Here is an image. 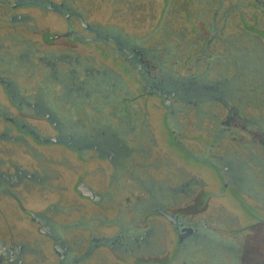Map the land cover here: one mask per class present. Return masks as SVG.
I'll list each match as a JSON object with an SVG mask.
<instances>
[{
    "label": "rangeland",
    "instance_id": "1",
    "mask_svg": "<svg viewBox=\"0 0 264 264\" xmlns=\"http://www.w3.org/2000/svg\"><path fill=\"white\" fill-rule=\"evenodd\" d=\"M53 1L57 3L66 2L69 6L80 11L90 24L126 36L133 40L137 47L156 50L157 53H153L152 58L143 60L146 65H155L154 69L143 68L149 77L170 76L173 81H176L196 77L197 74L200 76L205 74L213 82L229 80L237 83L240 85L238 97H232V104L243 108L246 117L252 122L264 125V87L262 86L264 82V9L255 0ZM220 5L221 9L217 12L216 10L220 8ZM3 9L2 4H0V46L1 40L5 39V44L10 50L11 66L13 71L17 73L13 79L22 87L34 90L38 84L47 82L41 68L39 69L37 66L38 63L36 64L33 59H31L33 65L27 58L24 59L23 66L19 67L20 62H16L17 57L20 49L25 47L26 50L27 48L39 49L43 55L47 52H54L58 56H66V60L80 62L81 66L77 68L79 72L82 68L88 67L93 72V76L96 77L90 81L92 93L87 101L88 110L90 113L98 114L100 118H111L114 112L113 106L108 104L110 100L104 96L107 93L113 94L111 84L116 83L118 86L116 88L120 90V93L121 90H124L137 96L140 94L141 72L133 68L125 60L126 57L118 51L102 48L96 43L62 40L52 44L49 36L65 32L68 26L67 21L62 16L30 6L17 10L18 13L26 16V20L14 24L10 21L12 13L8 15ZM236 11L245 16L251 29L244 27L239 17L240 14ZM76 26L78 28L79 24ZM213 26H215V37L211 41L206 56L201 57L200 50H202L204 43L210 39ZM144 55L146 56V54ZM240 56H247L248 68H243L246 62L234 61ZM211 59L212 64L210 66L207 61ZM64 64L68 66L66 62L60 63L62 66ZM72 64L75 65V63ZM104 70L111 77L114 76L117 82L109 80V83L104 84V87L99 85L101 77L98 71ZM114 96L118 97V94ZM1 103L9 104L10 102L0 95ZM173 104L179 109H176L175 113L168 117L170 112L158 96L139 97L133 107V119L130 120V123L133 127L136 126L137 122L143 123V125L122 134L124 143L128 149L133 150L132 154L137 159L138 171L142 169L143 160L148 162L150 169L154 171L153 177L148 180L155 186L164 180L160 174L161 170L169 173L176 172L184 182L195 180L204 183V187L195 183L190 187L194 188V193L188 191L187 194H182L176 200L177 202L171 200L169 205L177 207L178 212L186 221L206 219L210 226L217 227L218 231L215 233L219 243L229 247L234 243L237 245L234 233L226 231L249 225L252 217L240 205V199H237L231 190H222L218 175L213 168L206 163L189 158L187 154L185 155L176 148L170 132L173 131L177 136V141L184 143L193 154L206 159H210L211 155L215 154L236 161L246 160L242 150L247 145L260 158L262 149L260 146H254L257 143L252 140L249 143L239 141L235 143L230 137L221 139L219 146L213 148L212 132L214 128L203 123V120L196 123L194 111L186 110L184 104L175 100ZM214 108H216L215 105L205 107V111L211 113L209 115L211 120L220 115ZM12 109L16 112L14 108ZM69 111L70 109H68L67 114ZM74 118L77 119L78 117L74 116ZM32 122L38 125L43 133H53V130L45 122L36 120ZM106 122L114 125L120 124L118 119ZM133 127L130 126L129 128ZM167 127L170 129L168 130ZM244 140L246 139L244 138ZM30 146V149L21 150L15 144H7L9 155L13 160H19L29 165L34 164L40 169L49 159L56 160L57 164L51 166V170L55 171V180L51 189L58 194L54 197L49 196V194L46 196L51 199L53 204L57 205V208L65 210L82 208V201L78 199L75 192L77 179L80 176H86V170L96 172L103 170L105 167L101 165L102 163H89L63 147H45L34 143L32 140H30ZM34 155L36 156L34 157ZM250 174L256 183L252 197L248 196V193L242 192L241 197L243 196L242 198H245L252 207L259 205L261 207H258L259 210L263 209L262 213H264V173L261 172L260 174L259 172L257 175L250 171ZM174 175L170 174L169 176L171 183L175 181ZM140 177L139 179L147 180L143 174H140ZM88 180L99 190L106 191L109 188L108 180L100 172L89 176ZM130 182H132V175L126 174V177H123L115 186V192L118 193L116 195L117 200L122 199L124 202V198L131 193L135 194V191L129 187ZM34 185L37 187L35 192L28 191L32 192L29 202L30 205L39 206L45 200L44 192L40 190L45 184H33L32 187ZM142 192L138 188V196ZM3 212L13 214L14 209L11 206H5ZM109 216L113 218L111 213ZM65 219L64 217L59 219L61 220L59 226L65 240H70L74 249V257H76L84 246L89 228L81 225L70 227L75 220L82 219L81 215L74 220L64 222ZM8 223L11 226L14 225L15 234H19L24 243L35 238L32 226L27 223L14 222L12 218L7 221L1 217L0 237L6 236ZM153 223V247L147 252H138L136 261H133L129 254H117V252L103 250L98 253L100 257L96 260L99 259L100 261L97 264H168L167 257L163 255L166 248V233L163 232L164 222L162 218L155 217ZM137 225L139 226L138 229H145L148 226L147 223L140 221ZM219 225L221 228L218 227ZM103 230L107 231V228ZM103 230L101 229V231ZM263 231V226L258 224L252 231H245L241 237L244 255L250 256V253L252 254L259 249V246H262ZM211 247L210 244L194 245L180 254L179 260L174 264H230L233 258L231 252L223 248L214 250ZM37 250L39 251V248ZM41 251L43 257H47L46 262L39 257V261L33 259L32 262L34 263L32 264H57L49 249L44 248ZM85 263L86 261L79 264Z\"/></svg>",
    "mask_w": 264,
    "mask_h": 264
},
{
    "label": "flooded vegetation",
    "instance_id": "2",
    "mask_svg": "<svg viewBox=\"0 0 264 264\" xmlns=\"http://www.w3.org/2000/svg\"><path fill=\"white\" fill-rule=\"evenodd\" d=\"M40 1L57 3L53 0H0V4L6 14L12 13L10 21L15 24L26 20L24 14L17 12L21 8L31 6L47 13H55L39 7L37 3ZM255 1L264 9L263 0ZM57 4L62 5V13L55 14L62 16L68 26L65 32L49 36L50 42L56 44L59 41L67 40L96 43L102 48L118 51L126 57L125 60L133 68L141 72L140 94L137 96L124 90H121L120 93V90L116 88L117 84H111L113 86L112 93L118 94V97L110 93L104 96L110 100L108 104L113 106L114 112L111 118H100L98 114L90 113L88 110L87 101L92 93L90 81L96 79L88 67L82 68L79 72L77 68L81 66L80 62L66 60V56H58L54 52H47L43 55L39 49L27 48L26 50L25 47H22L16 61L20 62L19 67L23 66L22 64L27 58L33 65L31 61L33 59L36 64L38 63L37 66L39 69L41 68L46 77L45 81H47L38 84L34 90H30L22 87L13 79L17 73L13 71L12 61L9 60L10 50L5 44V39L1 40L0 95L7 98L10 103L0 104V217L7 221L12 218L14 222L27 223L32 226L35 238L24 243L21 236L15 234L14 225L11 226L8 223L6 236L0 237V264H32L34 263L32 260L38 262L39 257L46 262L47 257H43L41 251L44 248L51 251L57 264H79L85 261V264H97L100 261L96 260L100 257L98 253L103 250L117 252V254H129L133 261H136L138 252H147L153 247V219L155 217L162 218L164 222L163 232L166 233V248L163 255L167 257L168 264H174L179 260L180 254L199 244H210L214 250L222 248L228 250L233 254L230 264H264V241L257 251L250 253V256L244 255L241 243V237L245 231H252L256 224L262 225L264 228L263 209L259 210V205L252 207L245 198H242L243 196L241 197V192L248 193V196L252 197L253 188L256 186L250 171L257 175L259 172L260 174L264 173V125L252 122L246 117L243 108L232 104V97H238L240 85L224 80L218 81L219 84L215 86L213 85L215 83L210 84L213 81L205 74L203 76L197 74L196 77L176 81H173L170 76L149 77L144 69H154L155 65H146L143 60L152 58L153 53H157L156 50L137 47L134 41L126 36L90 24L80 11L69 6L66 2ZM80 17L92 27V32L84 27ZM76 24H79L78 28ZM214 30L215 26L211 28L210 39L204 43L200 50L201 57L206 56L209 51L211 41L215 37ZM234 61L246 62L243 68H248L247 56L237 57ZM61 62H66L68 66L60 65ZM207 62L211 66L212 59ZM125 69L128 70L126 67ZM98 74L101 77L99 85L103 87L104 84L109 83V80L117 82L116 78L111 77L106 70L98 71ZM262 86L264 87V82ZM188 93L192 94L194 98L212 97L213 100L220 103V105L211 104L216 106L214 109L218 111L217 114H220L213 120L209 117V122L213 123L203 121L214 128L212 132L213 148L219 146L221 139L230 137L235 143L238 141L249 143L252 140L257 143L254 146H260L262 149L260 158L247 145L242 150L246 160L236 161L215 154H212L210 159H206L193 154L184 143L177 141V136L173 131L170 132L176 148L185 155L187 154L189 158L206 163L213 168L218 175L222 190H231L234 196L240 199V205L252 217L249 225L226 231L234 233L237 239V245L234 243L231 247L218 242L215 233L218 228L210 226L206 219L186 221L178 212L177 207L169 205L171 200L177 202L176 200L182 194H187L188 191L194 193V188L190 187L195 183L200 187H204L205 184L195 180L184 182L176 172L169 173L161 170L160 174L164 180L155 186L148 180L153 177L154 173L148 162L143 160L142 169L138 171L137 159L132 154L133 150L126 147L122 137V134L128 130H135L137 126L143 125V123L137 122L133 127L130 123V120L133 119V107L139 97L158 96L166 105L170 112L168 117H170L176 109H179L174 106L173 101L181 99L183 94ZM119 104L120 106H118ZM195 105L200 116L207 117L211 114L205 111V107L211 105L198 106L196 103ZM65 108L67 111L70 109L68 114L64 110ZM74 116L78 118L75 119ZM116 119L120 124L114 125L106 122L116 121ZM33 120L45 122L53 130V133H43L38 125L32 122ZM130 126L133 128H129ZM33 133L43 138H57L58 142L55 144L42 143L35 138ZM30 140L45 147L66 148L89 163H102L101 165L105 167L103 170L97 172L83 170L86 176H80L77 179L75 192L78 199L82 201V208H70V210L57 208V205L53 204L51 199L46 196L49 194L54 197L58 194L51 189L55 180V171L51 170V166L57 164L56 160L49 159L40 169L34 164L29 165L19 160H13L9 155L7 144H15L19 149L25 150V148L30 149ZM84 155H87L88 158ZM47 163L50 164L47 165ZM98 172L108 180L109 188H106V191L99 190L88 180L89 176ZM126 174L132 175L129 187L135 191V194L131 193L122 202V199H116L118 193L115 192V186L123 177H126ZM140 174L145 175L147 180L139 179L141 178ZM170 174H175L173 176L175 181L172 183L169 180ZM81 183L91 193V196L82 195L78 189ZM33 184H45L40 189L45 195L44 203L40 204L41 206L30 205V194L37 188L35 185L32 187ZM138 188L143 191L139 196ZM5 206H11L14 213L5 214L3 212ZM109 213L113 218H110ZM79 215L82 216V219L75 220L70 227L81 225L89 229H87L83 251L80 250V254L74 257V249L70 240H65L63 237L59 219L64 217L66 218L65 222L74 220ZM166 215H173V217L170 219ZM139 221L147 223L148 226L145 229H138ZM218 227L221 228V225ZM104 228H107V231H104ZM263 234L264 231L262 232L264 240Z\"/></svg>",
    "mask_w": 264,
    "mask_h": 264
},
{
    "label": "trees",
    "instance_id": "3",
    "mask_svg": "<svg viewBox=\"0 0 264 264\" xmlns=\"http://www.w3.org/2000/svg\"><path fill=\"white\" fill-rule=\"evenodd\" d=\"M236 3V2H234ZM221 9V5H220V8H218V10H216L217 12H219ZM236 13H239V17H240V20L243 22L244 24V27L247 28V29H251L247 20L245 19V16L243 14H241L239 11H236ZM254 30V29H253ZM215 83V84H213ZM232 84H237L235 82H231ZM210 84H213V85H218L219 82L215 81V82H211ZM194 85V84H193ZM182 86V85H181ZM183 87V86H182ZM176 101H178V103H181V104H184V106L186 107V110H193L194 111V120L196 121V123H200L202 120H206L207 123H209V116L207 117H202L200 116V114H198L197 110H196V105L195 103L198 105V106H204V105H211V104H216V105H220L219 101H215L213 100V98H209V97H205V98H194L192 96V94L188 93V94H183L182 98H178V99H175ZM187 112V111H186ZM189 112V111H188ZM191 113V112H189ZM210 123H213V122H210Z\"/></svg>",
    "mask_w": 264,
    "mask_h": 264
},
{
    "label": "water",
    "instance_id": "4",
    "mask_svg": "<svg viewBox=\"0 0 264 264\" xmlns=\"http://www.w3.org/2000/svg\"><path fill=\"white\" fill-rule=\"evenodd\" d=\"M37 5L43 9H46V10H49V11H52V12H55V13H62V5L61 4H57V3H54L52 1H40L37 3ZM80 20L81 22L83 23L84 27L89 30L90 32H92V27L87 24L83 18L80 17ZM53 39H56V38H53ZM33 135L35 136V138L42 142V143H46V144H55L58 142L57 138H43V137H40L38 136L37 134H34ZM79 191H81L82 195L83 196H91V193L87 190V188L84 186L83 183H81L78 187ZM168 218L172 219L173 215H166Z\"/></svg>",
    "mask_w": 264,
    "mask_h": 264
}]
</instances>
